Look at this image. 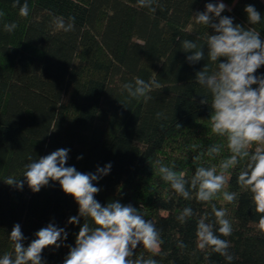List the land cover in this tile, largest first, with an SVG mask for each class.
Returning a JSON list of instances; mask_svg holds the SVG:
<instances>
[{"label":"trees","instance_id":"trees-1","mask_svg":"<svg viewBox=\"0 0 264 264\" xmlns=\"http://www.w3.org/2000/svg\"><path fill=\"white\" fill-rule=\"evenodd\" d=\"M25 2L26 18L12 6L14 0H0V257L13 252L9 234L17 223L25 247L49 223L66 230L60 248L44 249L46 264H63L69 246H75L85 221L68 223L79 206L58 182L50 181L38 193L26 181L22 189L4 182L9 176L23 181L29 157L68 149L66 167L79 172L95 174L111 164L109 173L93 182L100 189L95 199L102 206L117 200L131 204L154 221L164 241L161 254L153 257L158 264H264L259 216L251 194L237 184L242 165L230 170L225 189L237 192V201L228 204L222 196L213 201L227 209L232 223V235L221 237L230 241L231 262L197 246L196 220L211 213V206L178 196L151 165L174 163V170L190 179L197 166L194 155L204 153L198 163L206 167L229 155L226 148L214 159L206 154L210 145L224 141L210 131L211 94L195 79L206 64L210 71L216 65L208 61L206 45L204 59L190 64L191 53L181 42L202 44L207 33L215 34L196 24L194 15L219 2L227 6L222 16L259 31L264 40V0H156L155 12L138 7L137 0H20ZM248 5L260 12V23H248ZM53 16L66 21L74 16V31L55 30ZM11 23L17 28L6 32L4 25ZM255 75L264 76V66ZM137 77L155 79L162 87L153 89L147 102L130 99L122 85ZM205 97L209 103L201 104ZM193 144L199 145L195 152ZM184 207L196 216L181 224L176 217ZM178 241L187 248H178ZM134 251L150 255L142 245Z\"/></svg>","mask_w":264,"mask_h":264},{"label":"clouds","instance_id":"clouds-1","mask_svg":"<svg viewBox=\"0 0 264 264\" xmlns=\"http://www.w3.org/2000/svg\"><path fill=\"white\" fill-rule=\"evenodd\" d=\"M155 2L137 0V6L155 12ZM12 6L19 7L21 17L29 15L27 2L21 5L20 0H14ZM226 7L223 2L207 3L205 11L197 12L194 15L195 23L212 28L215 34L207 33L202 44L185 39L181 42V48L191 53L186 59L190 64H195L204 59L203 49L206 45L207 59L216 65V70L210 71L206 64L196 72L195 79L211 94L210 131L224 141L210 145L206 154L214 159L226 148L229 155L221 159L218 165L207 167L198 163L204 153L194 155L192 160L197 166L190 179L186 178L185 172L174 170V163L165 165L161 160H156L151 165L178 196L184 200L194 198L198 203L211 206V213L200 215L196 220L197 246L201 251L210 249L231 262L234 256L229 252L230 241L221 237L232 235V223L227 218V209L217 208L213 201L221 196L228 204L237 201V192L225 190L231 179L230 170L237 166L242 165L237 184L241 190L251 194L255 213L259 216L257 227L264 235V76L255 75L264 66V40L260 38L259 31L234 24L233 18L222 16ZM244 11L250 25L261 22V14L254 6L248 5ZM217 18L218 22H214ZM74 22V16L68 17L67 21L62 16H53L51 21L55 30L65 33L74 31ZM16 28L15 23L4 25V30L9 33ZM221 58H224L223 61L217 63ZM253 85L258 87L253 88ZM161 87L155 79L146 82L137 77L134 83H124L122 91H126L130 99L147 102L151 99L149 93ZM200 103L208 104L207 97ZM161 115L157 113L158 118ZM176 127L179 129L181 125L176 124ZM189 147L195 152L199 145ZM68 151L58 149L35 160L29 157L30 162L24 166L23 181L14 176L4 180L18 189H22L26 181L34 193L48 186L50 181L58 182L62 191L72 196L78 204V216L70 217L68 223L78 224L80 217L85 222L75 238V246H69L63 264H158L153 257L161 254L164 241L154 221L145 219L131 204L124 205L117 200L102 206L95 199L100 189L93 182L107 175L111 164L98 167L95 174L82 173L74 166L66 167ZM195 216L191 207H184L176 219L184 224ZM67 235L64 228L49 223L38 230L36 238L25 247L23 241L26 237L17 223L9 234L14 250L3 254L0 264H46L42 259L44 249L60 248ZM138 245H142L150 255H137L134 250ZM177 247L183 250L187 245L178 241Z\"/></svg>","mask_w":264,"mask_h":264}]
</instances>
